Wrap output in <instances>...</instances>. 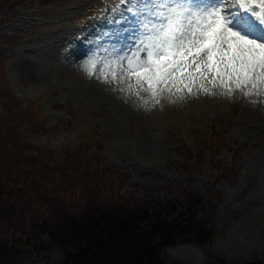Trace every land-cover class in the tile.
I'll return each instance as SVG.
<instances>
[{"label": "rangeland", "instance_id": "374dc122", "mask_svg": "<svg viewBox=\"0 0 264 264\" xmlns=\"http://www.w3.org/2000/svg\"><path fill=\"white\" fill-rule=\"evenodd\" d=\"M116 6L117 0H0V43L17 36L0 47V119L5 121L3 107L12 102L10 85L21 101L10 108L16 120L33 106L43 113L39 123L27 126V140L55 149L62 163L80 166L77 158L85 160L79 167L85 176L91 162L108 164L114 175L105 180L104 196L176 201L185 190L215 202L212 258L206 245L185 236L165 251L174 264H206L214 258L224 264H264V104L250 103L239 93L230 98L201 93L176 103L165 98L148 111V94L140 100L125 93L122 99L87 78L90 57L99 75L106 71L107 57L92 56L100 40L105 48L129 44L127 25L115 21ZM26 33L22 43L6 51ZM184 142L206 148L202 162L194 163L197 154H185ZM214 145L219 149L207 154ZM232 162L237 172L224 178L222 168L231 169ZM62 257L60 250L34 252L26 264H60Z\"/></svg>", "mask_w": 264, "mask_h": 264}, {"label": "trees", "instance_id": "16d2710c", "mask_svg": "<svg viewBox=\"0 0 264 264\" xmlns=\"http://www.w3.org/2000/svg\"><path fill=\"white\" fill-rule=\"evenodd\" d=\"M10 96L12 102L3 107L7 118L0 119V264H26L34 252L55 250L63 254L60 264H174L165 251L184 236L206 245L211 256L216 206L196 194L182 190L176 201L146 203L109 199L60 170L53 159L51 165L45 163L53 154L48 150L42 151L41 160L50 176L34 164L27 169L30 159L21 149L31 145L6 138L20 136L24 128L39 123L43 113L32 105L22 113L24 119L16 120L10 113L16 100ZM12 145L19 150L13 152ZM98 171H107L104 162ZM206 264L224 261L214 258Z\"/></svg>", "mask_w": 264, "mask_h": 264}, {"label": "snow or ice", "instance_id": "6c2138e0", "mask_svg": "<svg viewBox=\"0 0 264 264\" xmlns=\"http://www.w3.org/2000/svg\"><path fill=\"white\" fill-rule=\"evenodd\" d=\"M225 3L122 0L136 18L120 20L127 25L129 44L105 48L100 40L92 56L107 57L106 71L99 75L97 61L90 57L86 77L122 99L143 100L148 94V111L165 98L176 103L201 93L229 98L239 93L250 103L264 104V30L247 19L237 21ZM237 7L264 25V0H238Z\"/></svg>", "mask_w": 264, "mask_h": 264}, {"label": "bare ground", "instance_id": "6f19581e", "mask_svg": "<svg viewBox=\"0 0 264 264\" xmlns=\"http://www.w3.org/2000/svg\"><path fill=\"white\" fill-rule=\"evenodd\" d=\"M201 4H205V3H215V0H198ZM203 97V96H201ZM182 248V246H181ZM174 254V253H173Z\"/></svg>", "mask_w": 264, "mask_h": 264}]
</instances>
